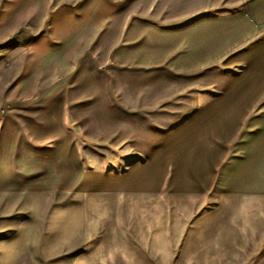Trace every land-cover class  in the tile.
<instances>
[{"label": "crops", "instance_id": "1", "mask_svg": "<svg viewBox=\"0 0 264 264\" xmlns=\"http://www.w3.org/2000/svg\"><path fill=\"white\" fill-rule=\"evenodd\" d=\"M182 8L190 19L185 55L178 44H159L157 63L100 68L94 51L82 53L80 36L43 55L33 50L32 88L41 77L48 90L27 103L26 133L17 122L7 126L0 187L71 193L105 177L113 191L164 182L172 191L182 184L207 191L224 184L230 168L233 183L264 184V0H184ZM198 69L194 86L190 73ZM89 145L105 151V162L86 170L98 156L84 150ZM123 147L127 153L113 156ZM125 159L134 161L119 171Z\"/></svg>", "mask_w": 264, "mask_h": 264}, {"label": "rangeland", "instance_id": "2", "mask_svg": "<svg viewBox=\"0 0 264 264\" xmlns=\"http://www.w3.org/2000/svg\"><path fill=\"white\" fill-rule=\"evenodd\" d=\"M182 6L184 0H0V147L10 122L26 133L20 117L27 103L48 90L41 77L32 88L33 50L43 55L80 36L82 53L94 51L100 68L160 62L159 44H178L185 55L190 19ZM190 75L199 85L201 69ZM89 147L98 156L86 170L105 162V151ZM122 149L109 151L121 158ZM229 150L231 159L234 144ZM235 173L228 169L226 182L207 191L185 184L172 191L166 182L152 191L130 183L116 191L114 184L113 191L105 177L71 193L0 187V264H264V184L233 183Z\"/></svg>", "mask_w": 264, "mask_h": 264}]
</instances>
